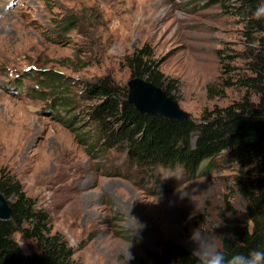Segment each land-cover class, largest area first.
Returning <instances> with one entry per match:
<instances>
[{"label": "rangeland", "instance_id": "obj_1", "mask_svg": "<svg viewBox=\"0 0 264 264\" xmlns=\"http://www.w3.org/2000/svg\"><path fill=\"white\" fill-rule=\"evenodd\" d=\"M232 5L0 0V171L13 175L48 214L76 264H155L148 253L165 245L191 253L189 237L199 227L229 239L223 224L217 227L221 215L228 224L245 221V201L234 186L243 173L237 165L218 162L193 177L181 168L146 172L134 168L122 147L105 149L97 139L84 145L90 126L76 139L65 124L88 121L82 84L110 77L126 86L125 57L144 45L174 81L171 95L188 117L238 100L243 91L233 84L248 75L249 52L264 42V31L246 36L245 20L234 16ZM22 241L24 253L35 251Z\"/></svg>", "mask_w": 264, "mask_h": 264}, {"label": "trees", "instance_id": "obj_2", "mask_svg": "<svg viewBox=\"0 0 264 264\" xmlns=\"http://www.w3.org/2000/svg\"><path fill=\"white\" fill-rule=\"evenodd\" d=\"M214 1L221 4V0ZM231 1L234 16L245 20L246 36L256 29L264 31L263 20L253 15L261 6L260 0ZM263 45L262 39L256 50H250L252 60L248 63V75L236 78L233 84L243 95L224 107L203 110L197 119L170 121L158 115L141 114L127 101L126 86L103 77L82 84V94L90 102L87 123H78V120L72 126L70 120L65 122L69 129L77 132L76 139L91 127L93 134L80 139L84 145L97 139L105 149L122 147L138 170L181 168L193 177L201 172H212L218 162L237 165L243 173L235 178L234 186L245 201V221L228 224L226 218L220 216L230 238L223 239L217 250L226 256L247 254L254 248L264 250ZM125 64L131 78H142L162 88L175 100L171 94L176 85L160 71V64L153 59L148 45L126 56ZM62 104L68 106L63 101ZM0 194L10 207L9 219L0 220V264H76L74 250L59 233L52 232L48 214L25 194L13 175L3 170L0 171ZM225 205L228 207V199ZM16 235L30 241L35 251L24 253ZM148 257L155 264H197L190 252L173 244L165 245L159 254L148 253Z\"/></svg>", "mask_w": 264, "mask_h": 264}, {"label": "water", "instance_id": "obj_3", "mask_svg": "<svg viewBox=\"0 0 264 264\" xmlns=\"http://www.w3.org/2000/svg\"><path fill=\"white\" fill-rule=\"evenodd\" d=\"M127 101L145 115H158L170 121L187 119L178 103L168 96L162 88L151 85L142 78H130L126 83ZM10 207L6 198L0 194V220H7Z\"/></svg>", "mask_w": 264, "mask_h": 264}, {"label": "clouds", "instance_id": "obj_4", "mask_svg": "<svg viewBox=\"0 0 264 264\" xmlns=\"http://www.w3.org/2000/svg\"><path fill=\"white\" fill-rule=\"evenodd\" d=\"M254 18L259 20L264 18V5L259 6L253 13ZM204 181V178H203ZM135 221L136 231L142 230L144 227L134 217H129ZM220 221L219 226H221ZM223 237H218L211 233L210 235L203 232L200 227L194 229L189 241L194 245L191 256L197 261V264H264V250L252 249L247 254L235 253L231 256H226L223 252L217 250V241L223 242ZM19 247H23V241ZM130 247V246H129ZM128 260L132 259L128 254Z\"/></svg>", "mask_w": 264, "mask_h": 264}, {"label": "bare ground", "instance_id": "obj_5", "mask_svg": "<svg viewBox=\"0 0 264 264\" xmlns=\"http://www.w3.org/2000/svg\"><path fill=\"white\" fill-rule=\"evenodd\" d=\"M0 126H1V123H0ZM1 135H3V133L1 132V129H0V138H1Z\"/></svg>", "mask_w": 264, "mask_h": 264}]
</instances>
